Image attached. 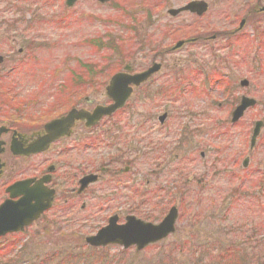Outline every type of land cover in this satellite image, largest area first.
<instances>
[{"label": "rangeland", "instance_id": "1", "mask_svg": "<svg viewBox=\"0 0 264 264\" xmlns=\"http://www.w3.org/2000/svg\"><path fill=\"white\" fill-rule=\"evenodd\" d=\"M158 1L162 8L153 12L155 23L182 20L190 25L182 28H194L195 31L181 33L200 38L195 43L184 45L180 52L161 55L163 69L153 79L163 89L158 93L152 92L154 94L135 91L121 110L102 119L97 126V132L104 133L100 134V142L93 148L99 162H108L103 159V154L119 155L118 150L125 152L123 149L132 146L126 140L133 143L131 139L136 137L138 148L148 145L153 150L147 159L136 155L139 158L134 159L135 164H129L130 170L120 178L121 183L117 178L113 181L105 179L91 188L106 205L97 207L94 203L97 198L92 196L88 201L94 205L93 216L88 218L87 224L95 231L107 220V212L120 214V219L127 214H136L158 223L169 208L175 206L174 232L139 251L131 248L121 253L120 247L111 246L108 248L109 256L105 254L95 263L96 257L91 252L86 255L87 250L81 248L83 238L80 240L78 236L88 234L84 229L77 234L78 220L45 225L41 220L11 237L10 243L8 239L0 240V264H264V195L261 198L256 196L255 184L251 183L253 178L261 176V169H264V127L255 146L249 147L254 122L264 121V47L256 45L253 39L251 18L246 19L240 31L242 34L230 40V51L225 47L223 37L211 40L216 31L220 33L237 27L241 18H245L246 10L257 0H206L209 8L202 18L186 13L169 17L166 13L168 8L190 0ZM261 1L264 4V0ZM110 2L117 3L118 0ZM27 3L28 24L38 28L24 31V23L17 22L18 27L9 32L0 25V55L33 46V54L24 57L27 59L20 72H33L38 80L53 72L61 73L63 79L68 73L66 68L79 71L77 60L87 61L90 54L93 60L98 59L94 55L98 48L93 45L87 47L79 40L103 34L110 23L107 27L100 23V18L112 14L110 18H115L119 13L111 11L107 3L99 4L96 0H78L71 10H66L64 0H27ZM152 3L154 7L155 3ZM143 18L144 15L138 16L141 23L137 28L142 27L141 34L148 35ZM257 29L263 31L264 22ZM222 34L228 36L227 31ZM177 35L180 33L176 32ZM243 35L248 38L243 39ZM176 36L173 35L172 43H164L172 45L181 35ZM160 38V34L154 36L153 44L158 45ZM131 41V46L137 48L134 37ZM124 44L125 41L117 43L116 59L111 63L106 61L108 67L105 70L110 74L101 77L99 68L87 67L93 86L92 89L82 88L97 103L107 101L104 88L113 73L131 61L140 67V54L132 55L133 50L128 52ZM9 57L13 62L22 59V56ZM68 59L73 60L64 69ZM185 59L188 65L181 73L172 74L160 82L169 73L168 68L182 65ZM142 62L146 63L147 58ZM176 75H189L188 84L202 94L196 97L187 92L181 86L183 83H177ZM242 80L248 82L244 87L239 84ZM165 81L170 87L164 88L162 83ZM213 81H217L216 87L208 93L206 90ZM24 82L34 85L28 80ZM223 88H227L226 93H222ZM241 96L254 98L256 106L247 110L237 123L230 124V113ZM159 116H162V124L158 122ZM108 131L109 143L105 136ZM97 136L99 134L94 135ZM64 146L69 147V144ZM133 155L131 158H135ZM245 157H249L248 165L243 168L241 164ZM41 161L42 158L36 160L37 163ZM151 170L153 175H150ZM147 178L154 183L151 188H156L154 199L148 202L157 205H144L148 202H144L143 192L137 188V184L146 186L142 179ZM89 212L88 209L80 214L85 216ZM4 245L6 247L3 248ZM11 252L12 258L4 262L3 259Z\"/></svg>", "mask_w": 264, "mask_h": 264}, {"label": "flooded vegetation", "instance_id": "2", "mask_svg": "<svg viewBox=\"0 0 264 264\" xmlns=\"http://www.w3.org/2000/svg\"><path fill=\"white\" fill-rule=\"evenodd\" d=\"M156 10L158 8L151 11V23L152 27L155 28L154 36L161 35L158 40V43H160L154 45L149 34L141 36V39H137L138 50H135V53L140 54V67H136L135 62L131 61L126 65L127 67L122 68L128 74H140L155 63L159 65L156 73L151 74L146 80L140 81V84L135 88L136 91H142L146 94L149 92L158 93L163 89L161 86H157L158 82L153 79L163 69L162 63L164 62L163 60L160 61L161 55L180 52L185 45L183 43L176 50L170 51L171 44L169 43L174 40L171 33L177 31V28L184 22L180 20L175 22L166 21L165 24L155 23L152 16ZM28 13L27 0H0V25L6 31L11 32L13 28L18 27L17 22L24 23V27H22L24 31L30 28L37 29L38 26L28 24ZM24 16H27L26 19L23 18ZM175 16L177 14L174 16L169 15V17ZM245 16V23L247 18H251L250 27H252L253 39H255L258 32L257 27L264 22L263 2L261 0L255 1L246 10ZM244 25L237 26L232 30H225L228 33L227 37L222 34L225 32L224 30H221L220 33L216 31L212 38L215 40L219 36L223 37L226 48L230 51V40H235L237 35L242 34L240 31ZM156 31L158 32L156 33ZM261 32H264V29ZM7 36H10V34ZM242 37L247 36L243 35ZM185 39L184 35L178 38V40ZM165 41L169 43H164ZM227 42L229 43L227 44ZM40 43L38 42V44ZM157 47L161 48L158 49ZM24 49L20 48L16 52L17 54L11 50L0 56V204L5 200H9L10 203H17L20 198L28 200L31 197L32 200L29 204L35 205V198L42 199L44 203L50 199V209L44 214L42 213L39 221L35 224H38L41 220L48 223L54 219V223L57 224L76 219L78 220L77 234H81L84 229L87 231L86 234L90 235L92 229L87 224V220L90 216L91 218L93 216L92 209L94 205L88 200L95 196L94 198H97V201L94 203L97 207H101L99 204L105 205L91 191V188L105 179L113 181L117 178L116 180L121 183L120 178L128 174L130 170L129 164H135L134 158L131 160V156H128L125 157L127 160L124 161L125 158L103 154L102 156H105L103 159L108 162L96 160L93 154L94 143L97 142L94 140V135L103 132H97L99 129L97 126L102 121L92 126L87 124L85 120H73L67 134L54 139L45 150L35 152L34 150L38 145L40 146L45 142L43 138L47 133L44 127L48 122L64 117L70 109L92 111L93 98L82 87L87 86L92 89L93 84H91V72L87 71V65H83L86 62L78 63L77 68H79V71H74L71 68L70 72L64 74L63 79L60 77L61 73L58 72L46 73L40 80L35 78L37 75L33 72L32 75L20 72L21 64L23 65L24 60L27 59L24 57L33 54V46L24 47ZM9 56H22V59L20 63H18L19 61L13 62ZM146 58L147 62L143 63L142 60ZM186 61L187 59L182 65L180 63L174 65L171 69L168 68L169 73L165 74L160 82L169 78L172 74L181 73L184 67L188 65ZM26 80L34 85L25 83ZM176 80L178 84L183 83L181 86L185 87L188 90L187 92L193 91V85L188 84L189 75H176ZM215 82L213 81L212 87L208 88V93L211 88L216 87ZM4 84L6 87H4ZM162 84L165 85L164 88L170 87L167 81ZM175 85L177 84L175 83ZM19 88L20 93L16 91ZM226 91L227 88L222 89V93H226ZM4 97L8 98L5 99ZM65 132H67V129H65ZM68 144L69 147L64 146ZM136 149V146H130L128 148L129 152H124L123 155H129L131 154L130 151ZM38 158H42L40 163L36 162ZM121 167H123L122 170H118ZM92 174L97 175L96 181L94 183L90 182L80 189V181ZM103 176L104 178H102ZM15 184H20V186L9 191V188ZM72 209H76V211ZM88 209L90 212L85 216L80 214ZM50 216L53 219L48 218Z\"/></svg>", "mask_w": 264, "mask_h": 264}, {"label": "water", "instance_id": "3", "mask_svg": "<svg viewBox=\"0 0 264 264\" xmlns=\"http://www.w3.org/2000/svg\"><path fill=\"white\" fill-rule=\"evenodd\" d=\"M75 0H66V5L71 6ZM105 1V0H100ZM206 9V4L204 2H190L189 4L183 6L181 10H190L196 12L198 15L202 14ZM180 10L172 11L173 14L177 13ZM242 24V22H241ZM180 43L176 46L178 47ZM158 66H153L144 73L130 75L126 73H117L115 74L109 83V86L106 88L107 95L112 100V104L108 106H96L92 113H81V111H71L66 117L55 120L46 126V131L54 132L58 135H62L65 131V128L72 122L74 119L82 118L86 119L87 123L95 124L100 118L104 115H110L111 113L115 112L117 109L121 108L128 97L132 92V88L129 86L130 83L137 85L139 81L146 79L149 74L153 71L157 70ZM240 84L246 85L247 81L242 80ZM255 104V100L247 97H242L239 104L233 109L231 112V122H236L243 114L244 110L248 107H251ZM162 121V118H160ZM64 126V127H63ZM262 126L261 121H256L252 130L251 135V145L254 144L255 138L260 131V127ZM46 138V143H49L53 138ZM89 179V178H87ZM94 180V177L92 178ZM87 183L84 179L82 181V185ZM43 207H30L29 209V216L36 215L37 212L42 211ZM16 212L15 208H12L7 203L2 204L0 206V234L11 232L18 227L29 224L32 218L28 220L25 219L24 216L20 215L18 218L14 217ZM6 213L7 215H5ZM12 213V214H10ZM24 217V218H23ZM177 217V210L175 207H171L162 221L158 224H152L148 222H144L140 219H136L133 216H127L126 222L121 225L116 224V217L113 216L109 219L108 225L101 228L96 236L88 237L87 239L91 242V245L94 244H107V243H118L121 244L123 247H128L132 244H135L138 249L142 248L149 242L156 241L164 237L169 232L174 231V221ZM87 240V241H88ZM88 241V242H89Z\"/></svg>", "mask_w": 264, "mask_h": 264}, {"label": "trees", "instance_id": "4", "mask_svg": "<svg viewBox=\"0 0 264 264\" xmlns=\"http://www.w3.org/2000/svg\"><path fill=\"white\" fill-rule=\"evenodd\" d=\"M119 3L115 4L119 13L114 20L111 21L112 29L108 31L107 34V46L109 47L108 55L105 60L108 62H113L115 60L114 54L119 50L117 43L122 42H132L131 39L135 36L137 27L136 11L143 10L150 6L151 0H118ZM177 31H172L171 35L176 36ZM126 34V37L124 35ZM260 39L264 38V32H260ZM95 46V42L93 41ZM100 45V44H99ZM128 49L131 46H127Z\"/></svg>", "mask_w": 264, "mask_h": 264}, {"label": "bare ground", "instance_id": "5", "mask_svg": "<svg viewBox=\"0 0 264 264\" xmlns=\"http://www.w3.org/2000/svg\"><path fill=\"white\" fill-rule=\"evenodd\" d=\"M84 64L87 65V67H89V68L94 67L96 65V63L92 59L91 60H88L86 63H83V65ZM51 219H53V218H51ZM49 223L50 224L51 223H54V221L51 220ZM78 237H79L80 240H82V238H83V241H81V243L80 242H77V243H80L81 244V248L83 250H87V251H85V254L87 255V252H91L92 255L96 257V259L94 260L95 263L99 262L98 260L101 259V258H103V256L105 254L109 256V253L110 252H108V250H106L105 247H107V246L105 244H94L95 247H93L91 245V242L87 239V237H85V236L84 237L83 236H78ZM92 249H94V250H92ZM129 249H131V248H127V247L121 248V253H125ZM105 262H107V260Z\"/></svg>", "mask_w": 264, "mask_h": 264}]
</instances>
